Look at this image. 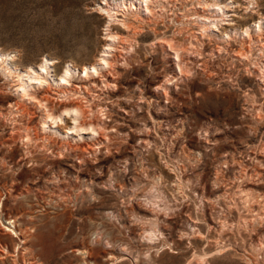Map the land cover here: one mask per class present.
Here are the masks:
<instances>
[{"label": "rangeland", "instance_id": "rangeland-1", "mask_svg": "<svg viewBox=\"0 0 264 264\" xmlns=\"http://www.w3.org/2000/svg\"><path fill=\"white\" fill-rule=\"evenodd\" d=\"M119 1L0 0V54L21 73L50 60L55 79L74 65L77 82L105 41L119 49L115 87L84 99L102 137L67 131L63 113L32 140L8 103L18 77L0 65V264H264V180L241 174L264 161V32L239 36L258 29L264 0H234L219 28L198 0L155 4L150 22ZM106 2L138 17L134 35L114 37Z\"/></svg>", "mask_w": 264, "mask_h": 264}, {"label": "bare ground", "instance_id": "bare-ground-1", "mask_svg": "<svg viewBox=\"0 0 264 264\" xmlns=\"http://www.w3.org/2000/svg\"><path fill=\"white\" fill-rule=\"evenodd\" d=\"M165 1H169V0H121L117 4L118 5H122V6H126L127 9H129V10L130 9H133V10L135 9V11H137V13L139 15L141 14V16H143L145 19H147V21H149L150 18H153V16H155V15H153V13H154L153 9L155 8V7H153V5H155V4L162 5ZM198 1H199L198 3L200 5V7H201V4H203V5L208 4L209 6L212 4L218 9V12H216V15H217V13H221V18L220 19L219 18H216V19L214 18L215 20L212 21V23L216 26V28H219V24H221V21H223L226 18V17L223 18L224 15L227 16V14H226L227 10L231 6H233V3H234L233 2L234 0L228 1V3H225V4H222L220 2V0H211L212 2H209L208 0H203V2H202V0H198ZM231 2H233V3H231ZM256 2H257V0H256ZM143 4L145 6V10L144 11L141 10V7H143ZM126 7H124V8H126ZM99 8L102 9V10H106L108 15H109V17H110V19L114 18L112 20H117L118 21V25L115 27L116 33H115L114 37L120 38V35L123 34V33H127L128 35H134L136 33L135 29L138 26V24L136 23V22H138L137 21L138 17L133 19L131 16H129L127 11H125V12L123 11L124 12L123 13L124 15H122L123 18L122 19H118L119 17L116 18V16L119 15L118 11H116V12L114 11L113 12L111 9H109L107 7V2L104 3V4L102 3V6H99ZM202 10H203V8H202ZM200 15H198V17ZM219 15L220 14H218L217 16H219ZM201 16H203V15H201ZM236 16H241V15L239 13H236V14L234 13L233 14V18L230 19V20H232V22L231 21H228V22L224 21L225 24H228V25L233 24V21L235 19L234 17H236ZM240 18H243V17H240ZM261 18L258 21V29L257 28L255 29V27L253 29L251 27H247V28L244 29V32L239 33L240 34L239 36H241V35L242 36H244V35L245 36H251V31L252 30H254V32L262 34L264 32V16L261 17ZM208 19H210V18H208ZM197 20H198V18H197ZM151 22H153V21H151ZM204 24H206V23L204 22ZM151 25H152V23H151ZM231 29H233V28H231ZM223 30L228 34V32H229L228 28L223 27ZM215 31H214V33H215ZM243 33H245V34H243ZM197 37H200V36H197ZM245 39H246V37H245ZM249 42H251L250 39H249ZM163 43H164V41H163ZM105 45H106L107 48L104 50V53L101 55V57L98 59V61L96 60V62L95 63H91L90 66H84L83 67L84 76H79L77 82L73 81V76L77 72L76 71V67L74 65H69L68 68L65 69L64 74L61 75V77L59 79H55L51 75V69H50L51 65H53L54 63L52 61H50V60H45L44 62H42L39 65V69H36V70L35 69H30V70H28V71H26L24 73H21V72L17 71V69H13L11 66L8 65V63H7V59H8L7 55L0 54V65H1L2 71L5 72V73H9V74H16L17 77H18L17 80H18V83H19L18 87L20 88V90H22V94H20V95L18 94V97H16V98H11L8 101V103L10 105H13L12 107L14 108V110H15V112H16L18 117L26 118L25 122L27 123V128L33 132L32 138H31L32 140H35V141L38 142L40 139H42V138L44 139L45 138L44 134H46V132H47L46 127H47V123L49 122V120H51L53 123H58L59 119L61 121L63 120V118H64L63 117L64 116L63 113L71 114V119L74 120V125H71V122L69 120H66V126L65 127L67 128L66 129L67 131L70 130L73 133V132H80V131H85L87 129H90L93 133H98V135L101 136V137L105 134L104 131H103L104 127H102V125H101L102 122L96 117H91L90 118L89 114H88L90 110H88L87 107L84 104V99L87 98L86 94L87 95L89 94V91L91 90L90 88L100 86V82L101 81L105 82V85L108 86L109 88L111 86L115 87V85L117 84V77H116V75H117L116 73L117 72H116V69H115V65H116L117 60H118V54L116 52L119 49L117 48L116 45H113V43H107L106 41H105ZM166 46H168L170 48V51L175 52L176 57H177L176 60H178V67H179V70H180V74L181 75H186L185 74L186 72H185V70L183 68L184 59H183L182 54H181L182 52H180L179 49L174 48L173 45L170 44V43L166 44ZM209 46H211V45H209ZM244 47H246V46L244 45ZM240 48H241V45H240ZM245 49H247V47ZM113 51L115 53H113ZM244 52H245V54L247 53L246 50L242 51L241 53H244ZM248 52H249V50H248ZM241 55H239V56H241ZM25 76L27 77L28 80H24ZM35 84H37V87H36ZM166 95H167V93H166ZM59 96H64L66 99H59L60 98ZM39 108L43 111V114L40 116L41 121H42L41 122L42 125L35 126L34 123H33V119H34L35 116L36 117L38 116L37 110ZM56 111H58L59 114H57ZM105 129H107V127H105ZM66 134H69V132H66ZM47 138L49 139V137H47ZM141 139H142V142H146L149 138L147 136L143 135L141 137ZM48 142H50V141H48ZM51 144H52L53 147H56L58 145L57 141H55V140H52ZM86 150L88 151V149H86ZM252 158L256 159L257 161L260 162L259 167L255 166L254 168H250L251 166L249 167V165H248L249 162H248V164H246L243 160L242 161L240 160V162H242V163L244 162L243 163L244 166H243V168L241 170V174L243 175L244 178H246V177L247 178L248 177L252 178L253 177L254 179H256L258 181H263L264 180V161L263 160H259V158H257L256 156H253ZM226 164H228V163H226ZM236 177L238 179V176H236ZM243 177H241V178H243ZM252 182H250V183H252ZM242 190L243 191L246 190L248 192H251L252 191V187H250L249 183H248L247 185L244 186V188H242ZM251 196H252L251 198H253V200L257 198V196H255V195H251ZM256 200H258V199H256ZM260 201L264 202V195L260 197ZM263 215H264V213H263ZM260 218H261V216H260ZM253 226H255V225H253ZM226 240H229V239H226Z\"/></svg>", "mask_w": 264, "mask_h": 264}]
</instances>
